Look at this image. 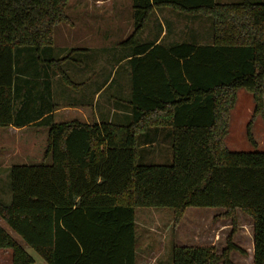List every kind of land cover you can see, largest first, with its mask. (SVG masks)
<instances>
[{"label":"trees","instance_id":"1","mask_svg":"<svg viewBox=\"0 0 264 264\" xmlns=\"http://www.w3.org/2000/svg\"><path fill=\"white\" fill-rule=\"evenodd\" d=\"M69 0H0V127L47 126L43 160L10 168L11 201L0 217L46 264H136V209L169 207L173 227L188 207L223 208L231 232L223 249L176 245L172 264H235L236 210L251 218L253 264H264V151L224 144L238 89L264 121V2L131 0L129 106L132 120L54 121L51 77L76 84L55 58V27L69 24ZM155 8L211 19L208 43L168 47L136 43ZM48 97V99L46 98ZM51 104V105H50ZM35 107V112L31 108ZM171 131L170 164L139 163V136L148 127ZM46 160H49L46 162ZM12 264L33 258L0 226V249Z\"/></svg>","mask_w":264,"mask_h":264},{"label":"rangeland","instance_id":"2","mask_svg":"<svg viewBox=\"0 0 264 264\" xmlns=\"http://www.w3.org/2000/svg\"><path fill=\"white\" fill-rule=\"evenodd\" d=\"M130 1H68L65 12L70 21L77 25L75 31L77 33L72 36L66 33L67 28H69L68 25L64 23L57 25L54 31L52 55L55 58L67 56L64 69L73 79H76L73 73L78 70L84 72L83 75L87 78L96 72L91 80L92 85L103 81V79L110 77L111 70L124 56L132 53V47L123 43L133 31ZM215 1L217 3H237L243 0ZM249 1L264 2V0ZM97 3L101 4V6H98L101 9L103 8L102 11L92 10L89 12V16L86 15L88 17L86 18L84 14L88 11L81 8L85 6L88 10L93 9L89 6L97 5ZM167 10L169 12H165L164 16L170 40H189L190 36H195V41L198 43H208L211 40L212 26L209 17L198 15L191 18L173 9L168 8ZM97 18L100 20H97ZM82 20H93L95 23H93V27H83ZM153 23L151 17L145 29L137 36L136 43L147 41V38L155 31ZM81 31L87 34L83 37L80 34ZM126 68V63H121L116 67L117 71L114 70L115 76L113 75L114 77L110 79L106 89L101 94V99H106L108 104L106 116L102 118L104 121L125 125L132 120L130 107L123 104L127 100V92H116V79L122 75ZM113 78H115L114 81H112ZM50 92L51 104L55 108L68 105L70 101H75L74 98L72 100L70 88L58 76L51 77ZM46 98L48 99L47 96ZM117 103L120 106H115ZM253 109L254 101L251 93L244 89H238L236 102L229 113L228 133L224 138V144L229 150L264 151V121L260 116L253 118L251 127L257 147L254 148L246 138V125L252 118ZM35 110L33 106L31 111L35 112ZM125 118H128V120L124 121ZM53 119L54 121L70 120L63 109L55 114ZM165 130L162 133L151 132L149 135H141L142 138L145 137L144 140L153 141V144L140 148L139 163L170 164L172 162L171 131L169 128ZM47 132V126L43 124L32 125L23 129L20 138L13 134L11 128L0 130V203L8 204L11 201L10 168L13 165H32L43 160ZM140 137L138 138L141 142ZM48 161L46 160V162ZM223 212V208L188 207L183 216L184 218L174 228L171 208H137L135 224L138 264H144L140 260L142 257L148 258L145 264H172L171 248L174 243L179 245L213 244L216 250L220 252L225 246L226 238L230 234L232 226L231 220L222 216ZM235 216L238 230L233 237V241L244 249L246 254L233 251L231 260L235 264H253L251 253L249 254V252H253L251 218L239 209L236 210ZM0 226L33 258L34 262L32 264H46L42 257L30 248L1 217ZM0 250L5 252L0 255V264H12V250L9 248Z\"/></svg>","mask_w":264,"mask_h":264},{"label":"crops","instance_id":"3","mask_svg":"<svg viewBox=\"0 0 264 264\" xmlns=\"http://www.w3.org/2000/svg\"><path fill=\"white\" fill-rule=\"evenodd\" d=\"M98 5L101 6L100 3H97V5L89 6L90 8L91 7L93 8V9H89V10L85 6L83 8H81V9L88 11V12H85L84 16L86 18H88L87 16H89V12L92 10L102 11L103 8L101 9V7ZM129 6H131V1H130ZM81 9H79V10H81ZM167 9L168 8H155L154 9V12H153L151 17H152L153 22H154L153 25H154L155 31L152 32L151 36L147 38V40H150V41L154 40L155 44L160 43L165 47H168L171 43L182 42L181 40H175V41L170 40L168 37V31L169 30L167 29V24L165 25L166 19L164 16L165 12H169ZM151 17H150V19H151ZM98 18H100V17H98ZM98 18H97V20H100ZM90 20H82L83 27H86V26L93 27V23H95V22L93 20L92 21H90ZM69 21H70V19H69ZM77 23H79V22H77ZM66 25H68V27H69V28H67L66 33H69L72 36L76 35L77 32H75V31H76L77 25L71 21L69 24H66ZM83 30L86 31L85 29H83ZM80 34L83 35V37H84L85 34H87V33L81 31ZM130 55H131V53L124 56V58H122L117 63V65L111 70L109 78H105V79H103V81H99L98 83H95L93 85L91 83V80L94 77V75L96 74V72L87 78V76L83 75L84 72H81L78 70L76 72L73 71L74 72L73 76H75L76 79H73L70 74H69V77L71 78V80L76 85L74 87H69V88H70L71 93H72V100L74 98L75 101H70L68 103V105H61L58 108L54 107L55 109L53 111H51L50 114H52L54 117L55 114L59 113V111L61 109H63V110H65V114L67 115V117L70 119L69 121L77 120V121L88 123V124L99 123L101 121H104L102 118H105V116H106L105 114H106V109L108 108V104H107L106 99H104V98L101 99V94H102L103 90L106 89V85L108 84L110 79L115 76L114 70L121 63H126L127 68L122 73V75L116 79V81H117L116 92L117 91H119L120 93H122L123 91L127 92L128 97H127V100L123 102V104L130 107L129 106V100L131 98V74H130L131 70H130V66L128 64V60L131 58ZM116 71H117V69H116ZM114 79L115 78H113L112 81H114ZM117 105H119V104L118 103L115 104V106H117ZM123 120L124 121L128 120V118H125ZM27 127H29V126H24V127L7 126V127H0V130H9L11 128L13 134H16L18 136V138H20L21 132L23 131V129H25ZM167 128L168 127H162V126L148 127L145 132H142L140 134V136L143 134L149 135V133H151V132H154L156 134L162 133V132H165L166 131L165 129H167ZM140 138H141L140 148L148 147L149 145L153 144L152 143L153 141L144 140L145 137L142 138V136H141ZM7 156H8V154H7ZM250 225L252 227L251 223H250ZM182 241H184V240L182 239ZM174 244H176V243H174ZM176 245H179V244H176ZM252 246H253V237H252ZM232 252H231V254H232ZM4 253L5 252L0 250V255H3ZM7 253H9V252H7ZM250 253H251V258H252V262H253V252H249V254ZM231 254H230V259H231ZM144 258H145V260H144ZM140 260H142V262H144V264H145V263H147L148 258L142 257V259L140 258ZM136 264H138L137 255H136Z\"/></svg>","mask_w":264,"mask_h":264}]
</instances>
